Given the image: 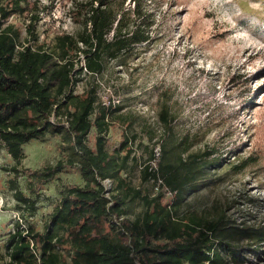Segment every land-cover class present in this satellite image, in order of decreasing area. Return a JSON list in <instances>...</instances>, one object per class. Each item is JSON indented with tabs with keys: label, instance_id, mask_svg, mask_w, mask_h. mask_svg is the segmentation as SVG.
I'll use <instances>...</instances> for the list:
<instances>
[{
	"label": "rangeland",
	"instance_id": "obj_1",
	"mask_svg": "<svg viewBox=\"0 0 264 264\" xmlns=\"http://www.w3.org/2000/svg\"><path fill=\"white\" fill-rule=\"evenodd\" d=\"M29 1L38 2L37 10L32 11L36 19L30 18L33 13H15L1 24L13 25L21 44L53 51L59 37L76 39L88 26L92 0ZM140 5L152 22L149 40L137 45L132 54L105 61L99 75H80L74 93L80 95L95 85L100 102L111 105L112 118L105 134L110 152L119 149L126 137L136 136L134 143L128 141L134 159L127 174L133 186L149 194L160 187L151 180L142 181L140 171L152 147L159 154L158 144L165 133L157 112L165 103L175 119L176 141L188 133L197 139L189 153L214 150L212 156L220 160L202 177L203 186L186 196L184 208L210 218L223 214L237 224L264 227V0H140ZM123 7L133 9L134 0H124ZM30 24L34 28L31 34L26 30ZM79 58L82 60V54ZM82 64L76 63V68ZM22 115L30 125L41 122L30 111ZM4 118L12 124L14 114L7 112ZM49 121L51 132L22 146L20 167L35 170L68 159L75 165L64 168L43 186L38 210L32 217L25 216L26 223L41 233L53 215L68 218V223H60L54 230V252L59 264L119 262L116 249L123 238L110 228L115 220L105 212L111 204L112 182L102 181L105 193L101 214L98 209L80 205L75 194L70 193L72 188L83 190L93 184L70 149L72 142L66 133L64 115L51 116ZM96 135L92 128L88 135L91 148ZM247 158L250 161L246 167L233 169ZM13 164L0 141L3 254L19 216L7 188L11 175L2 169ZM19 185L27 195L25 177L19 179ZM67 196L68 209L62 210ZM171 197L167 192L164 203H169ZM140 210L138 202L131 203L129 216L132 218ZM238 246L242 256L231 264H264V245L258 252L245 241Z\"/></svg>",
	"mask_w": 264,
	"mask_h": 264
},
{
	"label": "trees",
	"instance_id": "obj_2",
	"mask_svg": "<svg viewBox=\"0 0 264 264\" xmlns=\"http://www.w3.org/2000/svg\"><path fill=\"white\" fill-rule=\"evenodd\" d=\"M123 1L92 0L87 28L76 39L59 37L55 50L47 51L40 45L21 44L19 32L13 25L1 26L15 13H33L38 2L0 0V141L14 161L12 166L2 169L11 175L7 188L19 215L6 240L5 254L0 251V264H59L54 252V230L60 223H68V218L53 215L40 233L26 223L25 216L36 214L43 186L75 163L71 159L58 160L35 170L20 167V164L24 158L22 146L51 132L49 119L60 115L65 117L66 133L72 142L70 149L93 184L83 190L72 188L70 193L75 194L80 205L98 209L101 214L105 193L102 181L112 182L111 204L105 212L115 220L110 228L123 238V242L116 249L119 262L110 264L129 261L138 264H231L242 256L239 242L245 241L255 252L264 245V227L237 224L225 219L223 214L210 218L190 207L184 208L186 196L203 186L202 177L210 167L219 165L220 160L212 156L216 153L214 150L189 153L197 139L188 133L176 141L175 119L165 103L157 112L165 133L158 144L159 154L156 155L152 147L140 171L142 181L151 180L160 187L149 194L133 186L127 174L129 163L134 159L128 141L134 143L136 136L126 137L119 149L110 152L105 134L112 118L111 105L100 102L95 85L80 95L74 93L80 75H99L105 61L132 54L137 45L149 40L148 28L152 22L149 14L142 12L140 0H134L133 9L127 10ZM30 18L36 19V13ZM26 30L33 33L32 24ZM18 46L21 49H17ZM70 51L76 55L72 56ZM76 63L83 64L76 68ZM28 111L41 122L30 125L22 115ZM7 112L14 114L12 124L5 122ZM92 128L97 133L94 148L88 145ZM249 161L247 158L232 167L239 171ZM22 177L26 179L27 195L19 185ZM167 192L172 197L169 203H164ZM68 199V196L64 198L62 210L68 209ZM135 201L141 210L131 218L128 207Z\"/></svg>",
	"mask_w": 264,
	"mask_h": 264
},
{
	"label": "built area",
	"instance_id": "obj_3",
	"mask_svg": "<svg viewBox=\"0 0 264 264\" xmlns=\"http://www.w3.org/2000/svg\"><path fill=\"white\" fill-rule=\"evenodd\" d=\"M106 183H108L109 182V180L108 179H106V180H104Z\"/></svg>",
	"mask_w": 264,
	"mask_h": 264
}]
</instances>
